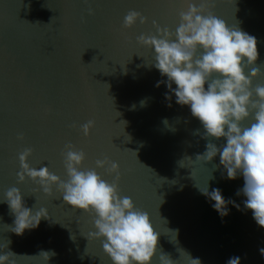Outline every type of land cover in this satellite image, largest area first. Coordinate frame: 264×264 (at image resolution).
I'll return each mask as SVG.
<instances>
[{
	"label": "water",
	"instance_id": "1",
	"mask_svg": "<svg viewBox=\"0 0 264 264\" xmlns=\"http://www.w3.org/2000/svg\"><path fill=\"white\" fill-rule=\"evenodd\" d=\"M188 2L0 0V250L10 241L4 251L16 254L14 264H113L103 238H87L95 231L94 213L65 203L55 185L45 194L37 182L17 175L19 154L31 148V167L47 166L66 181L69 144L85 153L81 171L95 169L111 183L117 173L96 161L119 165V194L148 212L159 232L152 264H159L161 252L176 264H188L185 253L201 264H226L234 256L241 264H264V228L244 209L246 197L237 195L243 176L226 179L219 155L210 162L196 159L209 142L203 127L174 96L168 106L166 85L155 86L166 77L152 66L154 49L137 40L158 35L157 25L175 32ZM191 2L199 6L201 0ZM209 8L229 27L257 37L254 66L261 75L253 87L264 84V0H210ZM132 10L146 21L125 27ZM89 121L85 135L82 126ZM252 122L250 116L242 125ZM205 186L220 188L241 210L230 204L222 219L199 191ZM12 187L21 190L27 207L49 213L23 235L10 230L15 217L3 201ZM41 251L55 255L46 261Z\"/></svg>",
	"mask_w": 264,
	"mask_h": 264
},
{
	"label": "clouds",
	"instance_id": "2",
	"mask_svg": "<svg viewBox=\"0 0 264 264\" xmlns=\"http://www.w3.org/2000/svg\"><path fill=\"white\" fill-rule=\"evenodd\" d=\"M209 3L210 0H201L197 6L189 0L187 11L180 12L181 22L175 32L157 25L158 35L142 34L137 40L154 49L152 66L166 77L155 86L166 85L168 106L174 96L175 102L187 106L203 127L202 136L209 142L196 159L210 162L219 155L226 179L243 176L244 184L237 195L246 197L244 209L251 210L257 225L264 228V84L253 87V79L261 75V69L254 66L259 58L258 40L237 26L229 27L210 10ZM138 18L141 23L146 21L141 13L129 11L124 26H132ZM250 116L253 122L243 126L242 121ZM92 126V121L82 126L85 135ZM210 138H223L224 142L217 145ZM66 147V181L47 166L31 167L27 162L31 148L19 154V180L31 178L45 194H51L55 185L65 203L94 213L95 231L89 232L87 238H103V250L113 264H152L159 232L148 212L136 208L130 197L119 194V165L107 158L96 161L97 167L110 164L108 171L117 173L116 180L110 183L95 169L81 171L85 153L74 150L71 144ZM199 191L222 219L229 215L230 204L241 210L234 200L224 197L220 188L209 190L205 186ZM3 201L15 217L10 230L16 235L37 228L42 219L49 218L46 208L27 207L17 187L8 189ZM9 243L0 250V264H14L11 258L16 254L4 251ZM259 251L264 256V248ZM185 254L188 264H201L199 258ZM39 255L48 261L55 253L41 251ZM158 259L159 264H176L163 252ZM226 264H241V258L231 257Z\"/></svg>",
	"mask_w": 264,
	"mask_h": 264
}]
</instances>
